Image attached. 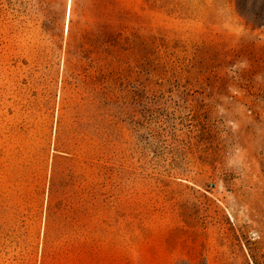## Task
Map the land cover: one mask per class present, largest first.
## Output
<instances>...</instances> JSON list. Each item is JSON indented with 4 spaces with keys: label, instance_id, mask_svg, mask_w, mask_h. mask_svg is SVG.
Returning <instances> with one entry per match:
<instances>
[{
    "label": "rangeland",
    "instance_id": "1",
    "mask_svg": "<svg viewBox=\"0 0 264 264\" xmlns=\"http://www.w3.org/2000/svg\"><path fill=\"white\" fill-rule=\"evenodd\" d=\"M0 264H264V0H0Z\"/></svg>",
    "mask_w": 264,
    "mask_h": 264
},
{
    "label": "trees",
    "instance_id": "2",
    "mask_svg": "<svg viewBox=\"0 0 264 264\" xmlns=\"http://www.w3.org/2000/svg\"><path fill=\"white\" fill-rule=\"evenodd\" d=\"M118 38H119V36L117 35V36L113 39V41L116 42V39H118Z\"/></svg>",
    "mask_w": 264,
    "mask_h": 264
}]
</instances>
